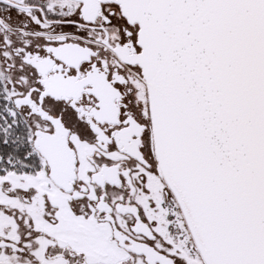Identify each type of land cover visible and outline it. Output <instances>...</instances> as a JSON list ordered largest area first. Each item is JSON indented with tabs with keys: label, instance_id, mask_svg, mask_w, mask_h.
I'll list each match as a JSON object with an SVG mask.
<instances>
[{
	"label": "snow or ice",
	"instance_id": "snow-or-ice-1",
	"mask_svg": "<svg viewBox=\"0 0 264 264\" xmlns=\"http://www.w3.org/2000/svg\"><path fill=\"white\" fill-rule=\"evenodd\" d=\"M0 264H264V0H0Z\"/></svg>",
	"mask_w": 264,
	"mask_h": 264
}]
</instances>
